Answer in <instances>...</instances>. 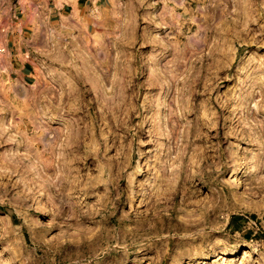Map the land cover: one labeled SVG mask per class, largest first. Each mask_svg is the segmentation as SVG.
Masks as SVG:
<instances>
[{"label":"rangeland","instance_id":"rangeland-1","mask_svg":"<svg viewBox=\"0 0 264 264\" xmlns=\"http://www.w3.org/2000/svg\"><path fill=\"white\" fill-rule=\"evenodd\" d=\"M0 15V264H264V0Z\"/></svg>","mask_w":264,"mask_h":264},{"label":"crops","instance_id":"crops-1","mask_svg":"<svg viewBox=\"0 0 264 264\" xmlns=\"http://www.w3.org/2000/svg\"><path fill=\"white\" fill-rule=\"evenodd\" d=\"M0 15V27L5 23ZM3 45L7 47V53L0 55V74L11 79H18L27 82L33 70V58H38L39 46L20 49L11 45L8 38H2ZM0 51H6L2 49ZM25 55V57H23Z\"/></svg>","mask_w":264,"mask_h":264},{"label":"bare ground","instance_id":"bare-ground-1","mask_svg":"<svg viewBox=\"0 0 264 264\" xmlns=\"http://www.w3.org/2000/svg\"><path fill=\"white\" fill-rule=\"evenodd\" d=\"M96 7V5H93V7ZM91 9H93L92 7H91ZM95 9V8H94ZM97 10V9H96ZM75 13H77V11L75 10L74 11V14ZM0 29H1V27H0ZM3 30V29H2ZM2 33L3 32H1L0 31V50H2V47H3V42H2V38L3 37H1V35H2ZM132 116V115H131ZM130 116V117H131ZM240 172H241V168L240 169H238V174H237V176L234 178V185L236 184V186H243V179L241 178V176H240ZM38 206H40V205H36V208H39ZM35 207V206H34ZM47 215V214H46ZM50 223V220H49V218L47 217V218H45V221H44V224H49ZM100 233L98 232V231H95V232H93L92 233V235H93V237H97L98 235H99ZM76 244L74 245V247L75 246H77V247H80V246H82L84 243H85V241L84 240H78L77 242H75ZM68 244H70L69 242H67L65 245H68ZM61 245H64L63 243L61 244ZM64 245V246H65ZM98 253V252H97ZM247 255H249V252L247 251V250H245L244 251V256H247ZM65 259H68V258H65ZM64 260V259H63ZM62 261V260H61ZM74 261L72 260V259H70L69 258V263H73Z\"/></svg>","mask_w":264,"mask_h":264}]
</instances>
